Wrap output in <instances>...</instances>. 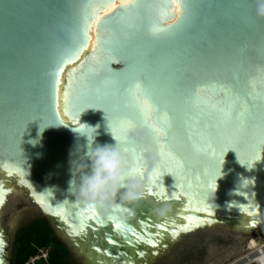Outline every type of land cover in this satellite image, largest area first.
<instances>
[{"label":"water","instance_id":"water-1","mask_svg":"<svg viewBox=\"0 0 264 264\" xmlns=\"http://www.w3.org/2000/svg\"><path fill=\"white\" fill-rule=\"evenodd\" d=\"M65 64L75 69L67 105L81 124L57 112ZM84 126L96 129L93 148L115 147L111 130L139 168L142 198L129 203L121 189L114 200L119 229L77 195L90 163ZM242 178L254 186L235 194ZM251 193L255 215L242 212ZM15 198L33 202L81 264H152L198 227L262 226L264 18L255 0H0V200ZM0 232V264H10Z\"/></svg>","mask_w":264,"mask_h":264},{"label":"rangeland","instance_id":"rangeland-1","mask_svg":"<svg viewBox=\"0 0 264 264\" xmlns=\"http://www.w3.org/2000/svg\"><path fill=\"white\" fill-rule=\"evenodd\" d=\"M64 86H61L62 115ZM40 218L47 221L43 212L26 198L11 199L2 206L0 228L10 253V264L16 235L33 220ZM53 232L55 233L54 230ZM56 236L65 244L57 234ZM65 246L71 255V263L81 264L68 246ZM262 247L264 248V224L250 232L221 226L198 227L183 233L152 264H236L254 251H260Z\"/></svg>","mask_w":264,"mask_h":264},{"label":"clouds","instance_id":"clouds-1","mask_svg":"<svg viewBox=\"0 0 264 264\" xmlns=\"http://www.w3.org/2000/svg\"><path fill=\"white\" fill-rule=\"evenodd\" d=\"M256 2V14L258 17L264 18V0H255ZM153 34H154V30ZM142 90V84L137 82L132 86V96L135 99L138 93ZM142 115L145 112H148V103L145 100L143 105H141ZM150 119L149 115H145V120ZM162 120H166V116L162 117ZM150 128L154 131L156 128L154 125H149ZM86 127V126H84ZM134 127L132 123L128 125V129ZM92 131L91 136H85L87 139V153L86 157L90 162L87 165V171L80 174L79 177V188H78V197L82 198L83 202L91 204L99 209L106 210L108 212V219H117L116 226L119 225L122 227V222L115 217L114 213L121 210L120 205H116L114 203L116 195L120 192L121 189H124L122 194V199L131 203L136 202L142 198L141 192V184L136 181V177L139 175V168L135 166V159L130 164L129 160L125 156V150H121L117 147L118 143H121L112 131L109 130L116 141L115 147L109 146H97L95 148L92 147L94 142V134L96 129L91 127H86ZM163 129L159 130V133H162ZM79 134V133H78ZM81 135V134H80ZM238 163L241 167H245L249 169L248 164L243 163L237 159ZM77 166H83L82 163L76 164ZM155 171V170H154ZM74 173V172H73ZM221 176V168L220 173L217 179ZM251 182L250 185L254 186L253 180L241 179L240 184L235 192L238 193L242 190V186L246 183ZM72 182L69 185V191L72 190L73 187ZM249 185V186H250ZM217 187V185H216ZM216 187L212 189L211 195L214 198V193L216 191ZM255 193H251L250 197L253 199L252 204H245L242 209V212L248 215H255L254 211H250L253 207H258V204L254 200ZM239 203L233 202L228 205L229 210L230 206L235 207ZM238 211H241L238 209ZM254 226V225H253ZM118 228V229H119Z\"/></svg>","mask_w":264,"mask_h":264},{"label":"trees","instance_id":"trees-1","mask_svg":"<svg viewBox=\"0 0 264 264\" xmlns=\"http://www.w3.org/2000/svg\"><path fill=\"white\" fill-rule=\"evenodd\" d=\"M40 250H47L46 260L38 257ZM70 257L49 223L40 218L16 235L11 264H72Z\"/></svg>","mask_w":264,"mask_h":264},{"label":"bare ground","instance_id":"bare-ground-1","mask_svg":"<svg viewBox=\"0 0 264 264\" xmlns=\"http://www.w3.org/2000/svg\"><path fill=\"white\" fill-rule=\"evenodd\" d=\"M165 2L166 1H161L158 4L160 6L161 10H162V8L165 7ZM172 5H173V7H172L171 11L174 13V15H177L176 6L173 3H172ZM70 68H72V69L70 70ZM73 73H75L74 65L65 64L63 69H62V71L60 72V82H59L58 101H57V112H58L59 117L63 121H65L67 124H70V125L75 124L77 122H80V124H81L80 117H77V116L75 117L74 114H72L71 110H69L68 105H67V101L69 99V93L68 92L72 91V90H70V88L72 86L70 81L73 80ZM64 77H65L66 84L64 82ZM62 84H63V86L65 84L64 89H63V95H64V99H63V106H64L63 115H62V109H61V86H62ZM249 263L264 264V248L263 247L261 248L260 251H254L253 254H250L249 256L241 259L236 264H249Z\"/></svg>","mask_w":264,"mask_h":264},{"label":"snow or ice","instance_id":"snow-or-ice-1","mask_svg":"<svg viewBox=\"0 0 264 264\" xmlns=\"http://www.w3.org/2000/svg\"><path fill=\"white\" fill-rule=\"evenodd\" d=\"M176 12L178 14V17H180L182 15V12H181V8L179 6H177L176 8ZM154 33H158V32H163V31H166L165 29H159V28H154ZM149 107V106H148ZM146 121V120H145ZM132 123L131 121H127L126 125H124L125 127V130L128 129V125ZM150 127V126H149ZM154 132L158 135L159 134V130L158 129H155ZM126 152L128 151L127 149H124ZM3 205V200H0V206ZM125 211H127V209H125ZM89 219H91V217H89ZM86 226V225H85ZM117 228H119L120 226L117 225L116 226ZM83 230V229H82ZM0 243H3V241H0ZM97 251H99V249H97Z\"/></svg>","mask_w":264,"mask_h":264},{"label":"built area","instance_id":"built-area-1","mask_svg":"<svg viewBox=\"0 0 264 264\" xmlns=\"http://www.w3.org/2000/svg\"><path fill=\"white\" fill-rule=\"evenodd\" d=\"M38 257H41L43 260H46V258H47V250L46 251L45 250H40Z\"/></svg>","mask_w":264,"mask_h":264}]
</instances>
